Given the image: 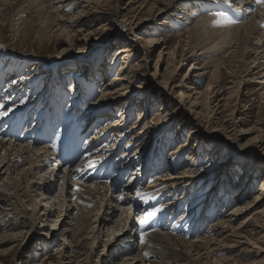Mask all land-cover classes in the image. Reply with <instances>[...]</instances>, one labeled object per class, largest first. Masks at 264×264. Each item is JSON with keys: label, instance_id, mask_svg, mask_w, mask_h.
Listing matches in <instances>:
<instances>
[{"label": "rangeland", "instance_id": "rangeland-1", "mask_svg": "<svg viewBox=\"0 0 264 264\" xmlns=\"http://www.w3.org/2000/svg\"><path fill=\"white\" fill-rule=\"evenodd\" d=\"M174 1L23 0L21 12H25L14 18L12 10L20 0H0V82L7 91L5 98L8 102L19 98L22 107H31L27 113L38 108L31 122L35 126L42 125L44 116L53 123H80L84 131L93 127L91 139L98 141L97 149L116 152L113 176H121L128 182L124 185L135 187L133 197L139 193L145 194V203L150 199L146 212L159 209L149 220L151 229L144 231L195 241L194 254H202L197 262L196 256L180 248L174 252L169 242L154 248H158L155 257L144 264H264L263 77L247 78L246 84L237 86L231 84L229 74L235 73L237 83L248 68L259 73L261 69L256 68L264 65V49L257 53L255 63V55L247 63L241 58L230 60L233 67L227 62L218 80L208 56L193 53V46L184 43L197 23H201L196 27L201 35L205 27L211 29L214 22L219 25L227 14L235 20L228 10L241 13L253 2L250 11L239 16L244 18L241 28L247 31L254 26L258 34H264V3L237 0L238 7L233 3L219 12L209 6L224 7L225 0L201 4ZM27 19L35 26L32 32L25 31ZM152 21L159 31L150 24ZM252 42L264 45V41ZM125 49L130 53L122 54ZM234 51L222 57L227 59ZM210 84L213 89L207 101L205 92ZM92 87L95 92L99 90V99L90 91ZM126 87L129 90L125 91ZM107 93L108 101L118 103L109 105L102 100ZM219 98L227 99L224 107L219 106ZM101 107H107L109 115L96 121L91 115ZM60 132L57 128L56 133ZM89 149L84 152L88 154ZM182 175L188 178L166 182ZM7 177L0 181V188ZM29 204L25 200L21 207L13 199L0 208V264H101L106 252L101 242L109 237L102 234L101 241L90 242L84 236L69 250L65 244L69 246L70 236L67 241L56 236L53 244V240L47 243L58 223L55 218L37 222ZM241 208L246 210L231 224L233 229L216 228V223L227 221ZM134 215L139 223L145 218V214ZM66 221L76 224L73 217ZM30 226L36 227L33 233L13 237L27 232ZM87 232L91 234L93 229ZM207 239L215 243L208 246ZM148 243L146 249L151 247ZM128 258L117 263L124 264Z\"/></svg>", "mask_w": 264, "mask_h": 264}, {"label": "bare ground", "instance_id": "bare-ground-1", "mask_svg": "<svg viewBox=\"0 0 264 264\" xmlns=\"http://www.w3.org/2000/svg\"><path fill=\"white\" fill-rule=\"evenodd\" d=\"M178 1L179 0H175L174 2H178ZM187 1H190V0H187ZM194 1L195 2L198 1L200 2V4L203 1L206 3L208 2V0H191L190 2H194ZM22 2L23 0H20L19 6H17L15 10H12V16H14V18L17 16H21V14L25 12V11L23 12V10L21 12V9L24 8V7H21ZM233 3H235L234 4L235 6L239 5L237 3V0H225V2H223L222 4L224 7H221L220 5L216 7L215 5V7L209 6V8H212L213 10H216V11L220 10L219 12H221V11H225L223 9L224 8L227 9V6L229 8V5ZM252 5L254 6V2L253 4L248 3L247 5L248 7H246V10L240 11L241 13H237V14H235L234 9H232L231 11L228 10V12H230L231 15H235L234 16V18H236L235 20L232 19L233 18L232 17L231 18L233 20L232 21L229 18L228 14L224 18L220 17V19L221 18L222 19L219 22V25L217 24V22H214L217 25L212 22L214 26L212 25L213 27L208 30L205 27L204 29L205 31L201 35H200V32H197V29H196V27H199L201 25V23L199 22L197 23L191 35L187 37L185 40L183 39L186 46H189L190 44L193 46V53L198 54L199 52H201L202 57L204 55L208 56V58L210 59L209 64L212 66L214 65L216 67V73L218 75V80L221 78V73H222L221 70L225 68L227 62L229 63L230 60H232L233 62L234 58H241L240 60H242L243 62H246V60L248 59L251 61L250 59L251 56H254V55L256 56L260 50L264 49L263 48L264 45L259 46V44L252 42L254 39L258 43L259 42L261 43L262 41H264L263 40L264 34L263 33L258 34L259 32L257 33L258 31L257 27H254V26L250 27L249 29H247V31H244L241 28L242 27L241 22L244 21V18L240 19L239 16L244 17L246 15V14L244 15V13H247V11H250ZM154 22L155 21H152L150 24H152L155 30L159 31L160 27H158V25ZM25 26H26L25 31L27 32H32L33 28L35 27L33 23L28 22V19L25 21ZM259 26L262 27L263 24ZM251 35H253L255 38L251 37ZM199 37L200 38L203 37L202 39H200L201 40L200 43L197 42V39ZM251 43L253 44L249 45ZM245 45H248L247 48H245ZM250 47H255L257 50H255L254 48L255 50L254 51L250 49ZM234 49L235 51L231 54L229 58L226 59L222 57V54L228 53L230 50H234ZM261 52L263 53L264 51H261ZM129 53H130L129 49H125L122 51V54L124 55L129 54ZM258 57L259 56H256L254 59H252V61H254V63L257 62ZM261 59H264V55L261 56ZM232 62H230L231 66H232ZM235 62L236 61H234V63ZM238 67H241V66H238ZM251 69L252 67L246 69L244 78L242 77L240 81L239 80L237 81V83L234 81V79H237V77H235V73L229 72L230 76H232L231 78H233V80L230 81L231 84H237V86L239 85L242 86L247 83L246 82L247 78L253 77L255 79V76H258V75L260 77H263L262 78L263 79L262 84H263L264 83V65L262 66L259 65L256 68L257 70L261 69V71L256 74L253 73L254 70L253 69L251 70ZM232 71L234 70L232 69ZM2 79L3 78H1V80ZM127 80L125 79L124 81H127ZM123 86L125 87V85ZM129 88L130 87L128 88L126 87L124 88V90L125 91L129 90ZM212 89H213V85L210 84L207 87V92H205L207 101H208L209 93L212 94L211 93ZM13 90H16V88L14 89L13 87ZM90 91L94 93L95 95H97L96 97H98L99 99V96H100V95L98 96L99 90L95 92L93 91V87H92ZM115 94L119 95L120 92H117ZM263 96L264 95H262V97ZM109 99H110V95L107 93L104 95V98L102 100L106 101L109 105H114L118 103L116 101L110 102L108 101ZM218 100H219L217 101L218 103L222 102V104L221 105L219 104V106L224 107L223 104H225L227 99L219 98ZM32 101H34V99ZM207 101H205V103ZM5 104H8V103H5ZM5 104L2 103L0 105L1 107L0 117L2 118L10 115L13 111H16L19 109V108H15L14 107L15 105L10 103L9 105L11 106V108L8 111L4 112L3 110H6ZM22 110L24 109L21 108V111ZM93 111H92L93 113L91 117L96 119V121L98 119H102L103 117L109 115L107 107H101L99 110H93ZM90 121L92 122L91 119ZM158 121L161 122L162 118H160ZM0 122H2V119L0 120ZM18 124L19 125H18V128L16 129V132L11 134V133L4 132L3 130H1L2 124L0 123V181L4 178L5 175L8 174L7 183L4 181L5 184L4 186H2L3 188L1 187L3 190L0 191V208L2 206L5 207L6 204L13 201V199H15L16 204H20L22 207V205L25 204V200H27V202H29L30 203L29 205L31 206V214L35 215V219L37 220V222L39 221L49 222L50 219L55 218V223H58L56 225L57 227L54 231H52L51 234L47 233L49 234V238L46 241L47 243H50L49 240H53V242H51V244H53L56 236L60 238H64L65 241H67V238L70 236L72 241L70 242L69 246L65 244V250H69L71 245H73L76 242H79L80 239L84 236H86L84 238L90 240V242H92V240L94 241L96 240L95 242H98L99 240L101 241V237L103 236L102 234H104V236L109 237V240H107L105 243L103 241L101 242L103 244V247H105V251H106L105 256L101 258V264H119L117 263V261H121V259L124 257H129L125 261L123 260L124 264H144L145 262H147L149 258L155 257L156 250L158 248L157 249H154V248L161 246V245L162 246L164 245L163 247H165V244L169 242H170L169 243L170 246L171 247L173 246V249L175 248L173 250L174 252H176L177 248H180L182 252H185V254L186 252H188L189 255L193 254L194 256H196L197 258L195 260H197V262L199 261V258L201 257L202 254L200 255V252H197L196 255L194 254L197 249V244L195 241L187 242L183 239H178L174 236H170L165 233H156V232L150 233L149 231L146 232L144 231L145 229L146 230H148L149 228L151 229L150 221H148L147 223L141 224L138 221L134 220V216H135L134 214L136 215L138 214L139 217H141L142 215L144 216V214L147 213L146 210L150 207L149 205H151L150 199H147L146 203L144 202L145 200H143L142 195L146 197L145 194L138 193L136 197H133L134 196L133 190H135V187L133 188L132 185L128 187L126 185L122 186L120 183L121 180L114 181L110 177H105L104 174L99 173V176L105 179L104 181L99 176L91 173V171L96 168V165L98 163L103 164L104 168L106 166H110L112 161L115 159L113 158V156L115 157L116 155L115 151L113 150L107 151L108 149L105 151L98 150L97 148H99L98 146H100L98 144V141H95L93 139L91 140L88 139L89 136L91 135L87 134L86 132L82 134L80 138L78 136L76 137V142L79 140L83 144L86 139L90 140L87 143L88 145L85 146L84 144L83 147H81V151L83 152V156H82L83 158L75 162V163L77 162L79 163L77 168L74 169L73 167L71 168L67 167L68 169H65L58 164V162L60 164L61 162L56 161V160H57L58 155L60 157H63L61 150L65 146L70 145V143H65L60 148L59 147L54 148L53 143L52 144L51 142L49 144L45 143L43 138L31 139V138H28V136H21V131L24 128V124L22 123H18ZM47 131L50 132L51 134H54V135L56 134V129L53 128L52 126L47 125V129L44 130L42 133L47 132ZM58 132L60 131L58 130ZM60 133H62V131ZM55 141H58V140L56 139ZM40 146H45V147L40 148ZM87 147H89L91 150L97 149V151L95 150L96 152H94L93 155H90L88 158L84 157L85 156L84 151ZM90 149H89V152H90ZM64 153L68 154V151L65 150ZM108 154H110L109 157H107ZM60 157H58V159L61 160ZM185 178H188V177H185L183 175L181 177H172V178L167 179L166 182L179 183ZM80 181L82 183H78ZM135 181H137V179ZM7 191L10 194H6ZM144 203L145 205H143ZM123 207H126V209ZM245 210L246 209L241 208V209H237L236 211L232 212L227 221L216 223V226H217L216 228H225V229L232 228L231 224L236 222L239 219V217L242 216V213ZM70 217H73V221L76 222L75 224L76 228L74 225L66 221ZM35 219H33V222H35ZM88 228L93 229V232L91 234L87 232ZM62 229H64L63 232H61ZM34 230H36V227L32 228L30 226L27 232H22L21 234L14 235L13 237H25L27 233H30V232L33 233ZM47 230L45 231L47 232ZM58 230H60L59 233H58ZM106 230H108L107 231L109 232L108 234H105L107 233ZM89 234L90 236L87 237ZM141 237H143V242H141ZM146 242L149 245H151V247L148 249H146L145 247ZM214 243H215L214 239H207V241H205V244H207L208 246L213 245ZM131 244L132 246H130ZM145 249L147 250V253H146L147 255L144 254ZM66 253L67 251L65 252V254ZM214 264H216V262Z\"/></svg>", "mask_w": 264, "mask_h": 264}, {"label": "snow or ice", "instance_id": "snow-or-ice-1", "mask_svg": "<svg viewBox=\"0 0 264 264\" xmlns=\"http://www.w3.org/2000/svg\"><path fill=\"white\" fill-rule=\"evenodd\" d=\"M257 3H264V0H257ZM2 47V45H0ZM159 211V209H154L152 211H149L145 214V218L140 221L141 224L147 223L149 220H151ZM141 242H143V237H141ZM147 255V254H146Z\"/></svg>", "mask_w": 264, "mask_h": 264}]
</instances>
